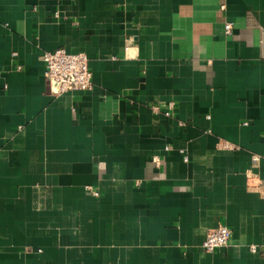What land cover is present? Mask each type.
Masks as SVG:
<instances>
[{
	"label": "crops",
	"instance_id": "crops-1",
	"mask_svg": "<svg viewBox=\"0 0 264 264\" xmlns=\"http://www.w3.org/2000/svg\"><path fill=\"white\" fill-rule=\"evenodd\" d=\"M262 29L264 0H0V264H264ZM61 48L91 91L45 78Z\"/></svg>",
	"mask_w": 264,
	"mask_h": 264
},
{
	"label": "built area",
	"instance_id": "built-area-1",
	"mask_svg": "<svg viewBox=\"0 0 264 264\" xmlns=\"http://www.w3.org/2000/svg\"><path fill=\"white\" fill-rule=\"evenodd\" d=\"M222 9H225V7L223 6ZM224 31L226 36H231L233 31V23H225ZM130 43L131 41H129L128 45L126 46V50L129 49ZM260 47L261 58L264 61V29L261 31ZM42 61L45 65V78L59 84L60 93L75 91L88 92L92 90V72L89 67V60L84 53L70 54L65 49L61 48L55 51L44 53ZM165 110L157 105L152 106V112L155 115L163 113L166 117H172L174 105L172 103L168 104ZM253 160L254 163H258L259 158L254 157ZM185 161H188L187 157H185ZM154 164H156V166H160V160L157 157L154 158ZM253 179L256 178L253 177ZM95 195L98 196L97 193ZM231 238V229L223 225L218 229L208 233L201 248L205 253L212 254L218 249L228 247ZM250 250L254 254L257 253V247L255 246H251Z\"/></svg>",
	"mask_w": 264,
	"mask_h": 264
}]
</instances>
